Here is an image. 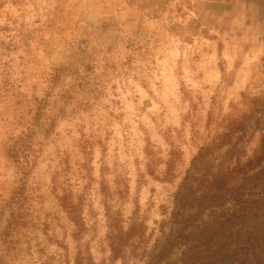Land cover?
Returning <instances> with one entry per match:
<instances>
[{"label":"clouds","instance_id":"1","mask_svg":"<svg viewBox=\"0 0 264 264\" xmlns=\"http://www.w3.org/2000/svg\"><path fill=\"white\" fill-rule=\"evenodd\" d=\"M0 264H264V0H0Z\"/></svg>","mask_w":264,"mask_h":264},{"label":"rangeland","instance_id":"2","mask_svg":"<svg viewBox=\"0 0 264 264\" xmlns=\"http://www.w3.org/2000/svg\"><path fill=\"white\" fill-rule=\"evenodd\" d=\"M224 223H225L224 221H221V223H220L219 227H221V228H222V227L224 226Z\"/></svg>","mask_w":264,"mask_h":264}]
</instances>
